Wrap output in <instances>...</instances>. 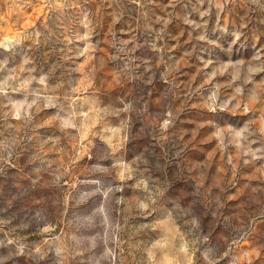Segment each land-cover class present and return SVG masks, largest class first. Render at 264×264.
Segmentation results:
<instances>
[{
  "label": "rangeland",
  "instance_id": "rangeland-1",
  "mask_svg": "<svg viewBox=\"0 0 264 264\" xmlns=\"http://www.w3.org/2000/svg\"><path fill=\"white\" fill-rule=\"evenodd\" d=\"M0 264H264V0H0Z\"/></svg>",
  "mask_w": 264,
  "mask_h": 264
}]
</instances>
